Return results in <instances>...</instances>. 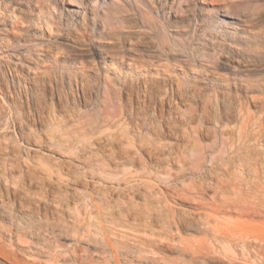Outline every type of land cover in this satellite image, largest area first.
<instances>
[{
    "label": "rangeland",
    "instance_id": "rangeland-1",
    "mask_svg": "<svg viewBox=\"0 0 264 264\" xmlns=\"http://www.w3.org/2000/svg\"><path fill=\"white\" fill-rule=\"evenodd\" d=\"M11 4L10 0H0V12L5 11V20L0 22V162L14 161L24 172L29 171L35 177L38 176L29 179L20 177L16 172L15 175L6 173V180L12 189L26 190L24 192H27L31 205L28 211L21 214L14 207L13 214L17 218L10 221L12 227L16 226L19 232L23 233L20 237L21 244L0 229V246L8 251L24 249L29 255L36 250L50 251L54 244L70 248L65 235H59L63 226L73 222L71 215L66 212L68 205L71 208L72 201L68 185L62 180L66 169L63 167L61 176L56 175L58 167L51 160L40 161L36 157L27 156L25 146L30 141H36L38 148L44 151L48 144L45 138L64 140L65 146L62 149L55 147V150L70 158L73 152L67 146L89 136L85 132V125L94 121L100 122L99 125L105 121H114L120 117L121 112L130 108L128 97L131 89L132 107L146 111L149 116L147 124L156 126L159 121L154 123V118L149 113L154 110L160 115V104L150 103L147 98L143 99L141 92H138L140 99L136 101V84L141 82L142 78L152 84L155 94L165 92L170 96V83L181 80L189 89L190 95L193 85H196L204 99H208L207 102L203 101V104L192 101L194 119L185 125H179L180 133L174 134V139L166 137L174 146L186 147L188 152L176 151L177 156L158 165L150 164L146 156L141 155L144 170L132 171L137 164L127 169L134 172L132 176L142 174L144 183L140 185L133 181L125 184L120 176L94 170V175L99 179L89 181L88 178L86 190L105 187L111 189L108 185L113 184L112 188L115 190L105 195L107 199L116 197L139 203L142 212L151 213L158 220L153 223L151 229L156 234L155 238L158 239V235L164 233V229L169 225L168 233L175 241L180 240L181 236L182 239L191 241L204 235L196 230L199 226L195 228L193 221L194 227L190 223V229L189 225L184 226L185 223H177V218L183 217L182 219L188 221L192 218L196 222L197 217L203 219L206 216H222L221 209L217 207L228 201H251L255 198L264 201V110L250 105L247 107L249 119L246 118V113L239 116L236 110H232V116L222 117L225 107L219 97H222L220 95L223 90L235 93L231 84L234 81L232 78L237 74L220 56L214 57L209 31L203 32L199 29L200 23L218 17L226 24L234 22L239 29L249 30L253 34L250 37L252 42L264 41V0H43L39 5H22L21 11H12ZM228 8H231V14H227ZM28 13L35 17L44 16L48 21L46 24L44 20H41L40 25L33 24L25 18ZM57 14L62 15L61 19L56 18L58 23L54 22ZM77 16L85 17L86 22H82ZM92 19L94 26L89 22ZM226 29L233 31L231 28ZM97 32L102 35L99 37ZM96 47L108 50L112 59L105 58ZM244 52L241 54L246 58L247 54ZM260 52L259 49V55ZM128 57L145 60L149 66L143 68L141 74L134 73L135 68L126 65ZM172 60L191 64V68L187 73L172 66L167 70L163 69V66L171 64ZM254 65L257 67L249 69L255 68L256 74L264 76V59L259 58ZM154 67L159 70H154ZM128 68L132 70L129 72ZM80 71L84 72L83 79L78 74ZM27 73L38 78L37 86L32 88ZM216 73L229 79L227 88L220 89L211 85ZM256 76L252 75L247 80H254ZM49 78L54 86L58 85L61 95L69 98L66 107L59 106L56 95L53 101L50 100V88L44 85ZM68 78L71 84L68 83ZM116 79L124 85L119 91L115 85ZM75 82L78 85H88L85 102L82 101L80 91V99L76 98L72 102L70 93L77 92ZM173 103L177 105L173 106V109L164 103L161 125L166 120L171 121V118L166 117L168 111L173 115L172 120H175V107L181 108L182 104L175 98ZM242 116L248 123L241 134H244L243 136L238 135ZM124 118L131 126L126 114ZM103 129L104 127L96 134H101ZM183 130L186 133L181 132ZM159 138L162 140L160 142L165 140L162 134ZM101 149L105 150L106 147ZM92 151L95 152L96 149L92 147ZM32 168H39L40 171ZM257 176L260 179H255ZM37 185L42 189H38ZM116 185L121 188L115 187ZM58 194L60 196H57ZM9 198L12 203L14 198L11 195ZM11 203H8L10 208ZM226 214L236 218L234 213ZM263 215L243 216L239 220L245 221L247 226H242L240 232L250 235L264 233ZM0 218L4 220L0 221V227L4 225L6 228L9 220ZM171 221H174V225ZM149 231L146 229L140 233L143 240L148 239L146 237L150 236ZM168 253L164 251L166 257L173 259L174 256ZM41 255L42 264H47V256ZM17 256L28 263L31 262L25 253L17 251ZM65 256L64 254V258L59 261H67ZM2 258L0 257V264H24Z\"/></svg>",
    "mask_w": 264,
    "mask_h": 264
},
{
    "label": "bare ground",
    "instance_id": "bare-ground-1",
    "mask_svg": "<svg viewBox=\"0 0 264 264\" xmlns=\"http://www.w3.org/2000/svg\"><path fill=\"white\" fill-rule=\"evenodd\" d=\"M10 1L12 3L10 7L12 11H21L22 5L31 3L39 5L40 2H42L43 0ZM6 11L8 12L9 10ZM227 11V14H231V8H228ZM4 13L5 11L0 12V22H3L5 20ZM30 14L28 13V16H25V18L28 20V22H32L33 24L40 25L41 20H44V23L46 24L48 21L44 18V16L35 17L34 15ZM61 16V14H57V16L54 17V22L58 23L56 18L61 19ZM68 16L71 17V15ZM78 16V19H80L82 22H86L85 17ZM9 20L10 18L8 19V23ZM89 22L91 23V25H95L93 19ZM200 24L202 27L200 26L201 28L199 27V29H201L203 32L209 31L208 36L209 38H211V51L214 57L220 56L221 59H224L226 63L230 64V67L236 71L235 74H237V76L235 77H239L238 79L235 77L232 78V80L234 81H232L233 84L231 85H233L234 87V94L228 92L227 90H223L222 92L220 91V96L222 97H219V99L225 107L221 114L222 117H230L232 116L231 112H235L236 110L239 116L244 115L246 113V118L249 119L250 114L247 110V107L250 105L254 107L257 106L261 109V111H263L264 76H259L258 74H256L255 68H249L257 67L256 65H254V62L259 60V58L262 57L264 59V41L259 40L258 42H252L250 40V37L253 36V34L249 32V30L239 29L237 27L238 25L234 22L226 24L224 20H221L218 17L211 19L210 21L207 20ZM214 27L215 31H213ZM226 28H231L233 29V31H229ZM96 34L99 37L102 35L99 32H97ZM236 41H239V43H236ZM256 46H260V48H257ZM96 48L102 53L101 55L105 56V58L108 57L112 59V55L108 50H105L102 47ZM259 49L261 50V55L258 54ZM242 51H245L244 53L247 54L246 58H243L241 54ZM126 61V65L135 68L134 73L137 74H141L143 68L149 66L148 62L142 59L128 57ZM170 66L178 69H183L184 73H187V70L191 68L189 67L191 66V64H186L185 62H181L178 60H172L171 64L164 65L163 69L167 70L168 68H170ZM241 68H244L245 70H242ZM128 69L129 72L132 70L131 68ZM154 70L158 71L159 68L154 67ZM78 74L81 79L85 77L84 72L82 71H80ZM240 74H244V76H239ZM27 75L29 82L31 81V84L33 85L32 88L39 84L38 78H36L35 76H31L28 73ZM252 75L258 76H256L257 78H254V80H247V78H250V76ZM69 78L68 83L71 84V80ZM228 80V78L216 73V77L214 80L211 81V85L215 88L220 87V89H223L224 87L227 88V85L229 84L227 83ZM115 81L117 82L115 83L117 91L121 90L122 86L124 85H121L122 83L119 82L118 79H116ZM163 81L165 82V79H163ZM148 83V80L142 78L141 82H138L136 84V88H138V90L136 91V101L140 99L138 92H141L142 97H144L143 99L147 98L150 103L158 102L160 104L159 111L162 114L164 103L170 109H173V106H177L175 103H173V100L175 98L176 100H178L179 103L182 104L181 108L179 106L175 107L177 110L175 113V120H172L173 115H171L168 111V115L166 117L171 118V121L166 120V122H162L163 124L161 125L160 119L162 118V115L156 114L153 110L149 113V115L154 118H152L154 123L158 121L159 123H157L156 126H152L151 124L148 125V113H146V111L143 112L142 110L138 109L135 110V107H132L131 105L133 100V90L131 89L129 93L130 97H128L130 108L128 110H124V112H121L120 117L114 121H105L101 125H99L100 122L94 121L87 124V126L85 125V132L89 136L81 138L75 141L74 144L67 146V148L71 149V151L73 152L70 158L64 156L65 154L62 155L56 152L55 150V147L62 149V147L65 146L63 144L64 140L54 141L53 138H45L48 144L44 151H41L38 148L36 141H30L26 144V155L36 157L40 161L51 160L53 164L58 167L56 168V175L62 174L63 167L66 169V171L63 170L64 179L62 180L67 183L70 194L69 197H71L72 200L70 204L71 208H69L68 205L66 212L67 214L71 215L73 222H71L70 225L63 226V228L59 230V235H65L64 238L68 240V245H70V248H65L60 246L59 244L56 245L53 243L54 247L52 250L47 252L36 250L33 254L29 255L25 252L24 249H11V251H8L4 249L3 246H0V257L5 258L6 261H12L15 263L22 262L24 264H42L41 260L43 259H41V254H45L47 256L45 257L47 264H264V233L250 235L247 233L240 232L241 227L244 225L247 226V223L245 221L239 220L242 219L243 216L252 217L256 215H263L264 213H262V210L264 211V201H259V199L256 198L252 199L251 201H228L226 203L218 205L217 207L218 209H221L220 212L222 213V216H206L203 219L201 217H197L198 219L196 222L192 218H190L191 221L182 219L183 217L177 218V223H185L184 226L187 224L189 225L190 229V223L192 224L193 221V224H195L196 226L195 228H197L198 226V228H200H197L196 230H199V232L203 233L204 235L202 236V238H196V240L192 239L191 241L184 240L181 236L180 240L175 241L174 238L171 237V235L168 233L167 228H169V225L166 226L167 228L164 227L165 232L159 234L158 239L155 238L156 234L151 229L154 225L153 223H157L158 220L153 217L151 213L145 214L144 212H142V208L139 203L137 204L131 199H116V197L114 199H107L105 195H107L109 191L115 190L114 188H112V182L109 183L111 185L107 184L108 186H111V189L105 187L101 188L102 190L95 188H93L94 190L91 191L86 190V184L88 183L86 182V180L90 178V180H88L91 181L98 177L94 175V170H99L101 173L106 172L107 175L111 176H120L125 184L130 183V181H133L137 183L136 185H140L144 183L142 174L132 176L131 174H133L134 172H130L127 169H129L130 167H134V164H137L136 168L131 169L132 171L144 170L141 155H145L146 158L149 160V163L151 162L150 164L158 165L162 161L169 162L173 157L177 156L176 151L182 150V152H188L186 151V147L180 146V149L179 146H177L176 144V146H174L172 144V141L167 140L166 137L173 138L174 134L180 133L178 129L180 127L179 125H185L194 119L195 116L192 114L194 110L191 108L192 101L197 102L198 104H203V101L207 102L208 99H204V97L200 93V88L196 87V85H193V92L190 95L189 89L183 85V82L181 80H177L176 82L170 83V96H168L165 92L155 94L156 92L153 91L152 84L149 83L148 85ZM44 85L50 88L49 95L51 101H53L54 96L56 95L57 103L60 107L64 108L66 107V105H68L69 98L66 95H61L60 91L58 90V85L55 84L54 86L52 79L49 78V80L45 82ZM87 86H84L83 83L78 85V83L75 82L74 87L77 92L76 94H74V92L70 93L72 102H74L76 98L80 99L79 91L82 96V101L85 102L87 98ZM215 101L218 103L217 99H215ZM125 114L129 118L131 126L126 122V118H124ZM60 121L62 120L60 119ZM247 125L248 123L245 117H243L242 124L238 130V135H241L243 133ZM102 127H104V129L101 130V134H96ZM144 129L145 131H143ZM181 132L186 133L185 130ZM161 134L165 139L163 140V142H160L162 141L161 138H159V135ZM75 144H77V146ZM103 146L106 147L105 150L101 149ZM92 147L96 149L95 152L92 151ZM176 147H178V149ZM56 155H58L59 157H57ZM2 158L3 157H1V159ZM21 159L23 161V157H21ZM1 162L0 217L9 220V225L6 228L3 225L0 227V229L1 231H4V233H7V235H9L11 238H15L16 242L20 243V237L23 236V233H21L22 231L19 232L16 226L12 227L10 221L14 218H17L13 214L14 207L21 214L29 210L31 203L29 201L27 192H24L26 190L17 191L16 189H12V187L10 186V184H8V181L6 180L5 175L7 172L12 174L16 172L19 174L20 177L25 176L29 179H32L33 177L37 178L38 175L35 177V175L30 173L29 171L24 172V169L22 168L21 170V167L18 166L14 161H10L9 163L8 161L2 163ZM35 169L40 171L39 168H32V170ZM45 169H47V167H45ZM129 178H133V180H130ZM256 178H258V176L255 177V179ZM14 180L15 178L13 179V181ZM38 187L40 186L37 185V188ZM115 187L118 188L119 186L116 185ZM120 188L121 186L119 187V189ZM134 192L132 194H134ZM60 193L63 192L60 191ZM129 193L131 192L129 191ZM59 194L57 196H60ZM10 195L14 198L12 203L9 198ZM123 195H125V193ZM125 196L127 197V195ZM8 203H11V208L8 206ZM50 204L52 203L50 202ZM142 207L145 208V206L143 205ZM59 213L61 212L59 211ZM226 213H234L236 214V218H234L233 215L228 216ZM54 214L55 213H53V215ZM262 217L264 218V215ZM0 221L4 220L1 219ZM193 224L192 226L194 227ZM186 227L188 228V226ZM146 229L150 230V236L146 237L148 239L143 240V237L140 233ZM17 251L28 255L31 262L28 263L24 259H19L17 256ZM164 251H168L169 253H171L174 258L169 259L170 257H166ZM64 254L66 255L65 257L68 258V260L66 259L67 261L64 260L63 262H60L61 260L59 261V259L64 258Z\"/></svg>",
    "mask_w": 264,
    "mask_h": 264
}]
</instances>
